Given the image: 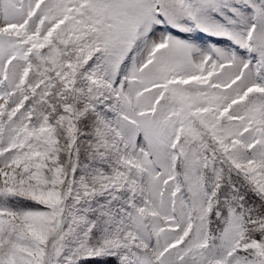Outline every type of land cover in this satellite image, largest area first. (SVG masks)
Listing matches in <instances>:
<instances>
[{
	"label": "snow or ice",
	"instance_id": "obj_1",
	"mask_svg": "<svg viewBox=\"0 0 264 264\" xmlns=\"http://www.w3.org/2000/svg\"><path fill=\"white\" fill-rule=\"evenodd\" d=\"M0 264H264V0H0Z\"/></svg>",
	"mask_w": 264,
	"mask_h": 264
}]
</instances>
